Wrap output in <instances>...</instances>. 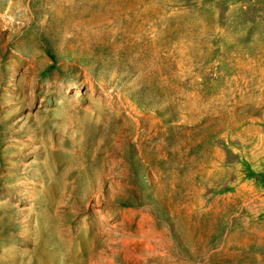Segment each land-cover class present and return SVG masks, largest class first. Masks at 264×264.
I'll use <instances>...</instances> for the list:
<instances>
[{
	"label": "rangeland",
	"instance_id": "obj_1",
	"mask_svg": "<svg viewBox=\"0 0 264 264\" xmlns=\"http://www.w3.org/2000/svg\"><path fill=\"white\" fill-rule=\"evenodd\" d=\"M0 264H264V0H0Z\"/></svg>",
	"mask_w": 264,
	"mask_h": 264
},
{
	"label": "trees",
	"instance_id": "obj_2",
	"mask_svg": "<svg viewBox=\"0 0 264 264\" xmlns=\"http://www.w3.org/2000/svg\"><path fill=\"white\" fill-rule=\"evenodd\" d=\"M48 55H49V57H50L51 59L54 58V56H53L50 52H48Z\"/></svg>",
	"mask_w": 264,
	"mask_h": 264
}]
</instances>
